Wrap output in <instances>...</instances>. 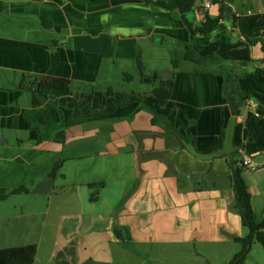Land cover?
<instances>
[{
  "label": "crops",
  "instance_id": "crops-1",
  "mask_svg": "<svg viewBox=\"0 0 264 264\" xmlns=\"http://www.w3.org/2000/svg\"><path fill=\"white\" fill-rule=\"evenodd\" d=\"M256 1L244 15L264 12ZM201 7L186 15L195 26L219 16ZM222 39H239L231 22L193 36L178 11L146 0H0V189L28 190L0 203L33 220L20 245L37 246L33 264H203L249 234L229 169L249 108L237 116L224 98V62L185 60L187 44ZM133 65L158 79H135ZM34 76L71 92L21 90Z\"/></svg>",
  "mask_w": 264,
  "mask_h": 264
},
{
  "label": "trees",
  "instance_id": "trees-1",
  "mask_svg": "<svg viewBox=\"0 0 264 264\" xmlns=\"http://www.w3.org/2000/svg\"><path fill=\"white\" fill-rule=\"evenodd\" d=\"M168 11H178L185 22L188 31L193 36L210 35L223 20L231 22L239 34V39L216 40L209 44L186 45L185 60L197 66H207L221 62H237L252 64V48L261 46L263 59L260 66L252 73H236L232 70L224 72L223 96L230 101L237 116L248 108L250 101L257 104V108L249 109L244 123H237L234 127V152L230 156L229 169L235 195V208L241 217L243 226L248 229L249 234L243 238H236L237 243L242 244V251L236 255L233 262L247 253L251 245L257 241L264 247V220L258 222L252 205V195L243 174L246 172L241 165L242 153L252 155L264 151V12L251 15H238L232 11L230 3L232 0H211L212 6L219 7V16L211 17L205 15L204 21L195 26L186 19V15L196 9L198 0H146ZM203 2V0H201ZM180 61L172 63L174 69L179 68ZM142 81L153 83L158 77L148 76L140 65ZM169 81V80H168ZM169 86L173 85L170 80ZM25 85L20 83L23 91H37L41 94L64 96L71 92L70 82L62 78L54 77H30ZM63 135L60 134V137ZM63 139V138H61ZM59 139V140H61ZM63 161L58 162L53 169L55 175L62 167ZM25 187L13 191L0 189V201L8 199L11 195L27 193ZM37 255V246L28 245L22 247L0 249V264H33ZM243 259L238 263L242 264ZM232 263V262H231ZM230 263V264H231Z\"/></svg>",
  "mask_w": 264,
  "mask_h": 264
},
{
  "label": "rangeland",
  "instance_id": "rangeland-1",
  "mask_svg": "<svg viewBox=\"0 0 264 264\" xmlns=\"http://www.w3.org/2000/svg\"><path fill=\"white\" fill-rule=\"evenodd\" d=\"M159 1V0H154ZM264 1V0H262ZM201 4V0L197 1V6ZM232 6V11L239 12L240 14H247L248 10L254 9L255 11L257 6L256 0H232L230 3ZM195 11V10H194ZM193 11V12H194ZM193 12H190L188 15L192 14ZM212 15L215 14V9L211 12ZM188 20V19H187ZM119 66V65H117ZM211 66V65H209ZM225 68L237 71H241V64L237 62H224ZM130 69V67L128 68ZM255 70V66L253 64H250L248 67H246L243 71L247 73H252ZM130 75L135 77V79L140 80L141 77V70L136 66L133 65L132 70L129 71ZM161 77H164V72L160 74ZM118 75L114 76V81L117 83L118 81ZM248 175V176H247ZM245 177L250 180L249 183L256 186L252 182H255L259 185V193L254 194L253 196V202H254V208H255V215L256 220L258 222H261L264 220V169L259 170L255 173L246 174ZM258 188V186H256ZM14 200L11 199L9 202L3 204L0 203V249L4 248H11V247H22L23 243L27 241L26 243L33 242V237L35 235V232L33 230L34 222L30 219H16L13 211H14ZM17 205V204H16ZM12 216V220H7V217ZM243 249L242 244L240 243H234L230 246H227L225 248H220L217 250H211L208 252L209 258L208 260L203 264H226L231 261L230 256L241 252ZM240 257H243L242 264H264V247L257 241H255L249 251L247 253H244ZM239 258V257H238ZM233 263V262H232ZM231 263V264H232Z\"/></svg>",
  "mask_w": 264,
  "mask_h": 264
},
{
  "label": "built area",
  "instance_id": "built-area-1",
  "mask_svg": "<svg viewBox=\"0 0 264 264\" xmlns=\"http://www.w3.org/2000/svg\"><path fill=\"white\" fill-rule=\"evenodd\" d=\"M211 7V0H203L201 7L203 13L210 10ZM248 108L255 110L257 108V104H255V102L253 101H250L248 103ZM241 165L245 168L246 171L251 173L264 169V151L252 155L242 153Z\"/></svg>",
  "mask_w": 264,
  "mask_h": 264
},
{
  "label": "water",
  "instance_id": "water-1",
  "mask_svg": "<svg viewBox=\"0 0 264 264\" xmlns=\"http://www.w3.org/2000/svg\"><path fill=\"white\" fill-rule=\"evenodd\" d=\"M241 65L242 66H247L248 63L245 62V63H242ZM242 259H243V257H239L232 264H238Z\"/></svg>",
  "mask_w": 264,
  "mask_h": 264
}]
</instances>
